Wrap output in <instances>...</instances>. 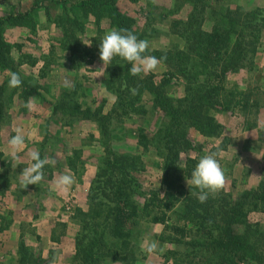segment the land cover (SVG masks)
Returning <instances> with one entry per match:
<instances>
[{"label": "rangeland", "instance_id": "1", "mask_svg": "<svg viewBox=\"0 0 264 264\" xmlns=\"http://www.w3.org/2000/svg\"><path fill=\"white\" fill-rule=\"evenodd\" d=\"M69 1L63 3V0H39L40 7L34 15L37 21V29L34 33L26 29L11 27L4 34L6 41L12 46L11 58L16 73H19L22 82H27L37 89V94L31 96L36 97V104L30 111L24 106L28 99L24 101L20 97L21 88L8 86L11 72L0 70V86L4 87L0 105V215L6 219V224H10L13 220L12 217L16 214L14 228L19 230L16 243L14 242V245L4 249L6 253L8 251L10 254V257L5 259L10 264H22L17 254L21 239L31 259L40 256L43 260L50 259L51 262L54 260L55 264H73V256L67 257L66 246L41 242L35 233L37 227L32 226L29 212L34 214L32 216L35 219L41 217V219H36L39 227L45 228L54 223V229L60 237H63L69 228L70 232L76 235L80 231L78 224L72 217L67 221L69 225L60 221L58 211L65 209L69 212L71 209V205H69L71 201L68 196L75 194L73 192L74 184H77L75 183L77 175L73 171V167L84 168L82 178L85 176L87 166L95 168L96 173L97 168H102L107 158L105 145H109L115 153H128L137 157V166L140 165L143 171L134 173V176L137 177L144 190L157 189L161 182L160 165L165 151L159 149L157 143L148 142V149L143 152L142 148L137 146V135L139 131L143 130L151 137L158 127L166 123L167 119L153 107L151 95L148 92H143L137 101H133L135 108L133 107L132 110L127 109L124 112L119 106H116V96L109 92L104 84V80L108 78V66L106 69L100 70L102 62L99 59V44L95 47L97 50H95V57L91 64L73 68L76 63L71 60L70 52L62 49L59 44L62 32L56 29L52 22H45L46 14L54 18L62 12L64 7L72 9V3L75 0ZM203 1L206 7L198 3H190L187 0H135L133 2L116 0V5H118L119 12L134 20V35L138 39L149 41L147 51L181 50L189 55L197 36L193 33L210 32L211 16L216 9L235 10L237 7H242L245 11H251L264 7V0ZM261 2L262 4L259 6ZM32 3L33 0L31 2L28 0H0V7H2L0 14H4V17L8 14L27 12L31 9ZM6 4L8 7L5 10L3 6H7ZM200 13L201 19L193 21V14L200 15ZM76 18L83 25L76 32V36L86 46H91L95 39H102L111 30L108 21L96 23L94 18L83 19L79 13ZM177 21L182 22L183 26L175 28L173 24ZM189 21H193V23L191 22V26L186 28L185 24ZM187 35L189 37L185 38ZM32 61H36L33 66L31 65ZM168 71H172L170 66L162 63L156 71L146 75L141 74L139 78L148 79L152 76L153 85H159L160 89L175 104L180 105L186 95L185 87L188 82L177 74L168 83L161 85L160 80L165 77ZM109 79H111L110 76ZM225 83L227 89L251 92V99L257 102L256 106L237 107L231 115L211 110L210 114L223 126L221 137L206 139L194 130L191 131V136L202 146L199 159L208 153L219 154L217 159L226 176V184L222 190L237 200L244 191L255 190L259 182L264 179V139L263 137L261 139V135H264V124L262 129L259 126V120L264 119V114H261L264 110V31L257 47L253 69L230 73L225 76ZM74 84L80 85V88L72 103L79 104L82 109L102 108V114L109 121L110 137L100 136L101 130L94 120H80L78 116H69L70 118L67 120L62 118V112L59 109L54 110L55 105L60 103L61 93L69 90ZM66 103L68 102L66 101ZM16 128L23 130L25 144L19 152L20 159L14 161L10 151L8 153L5 150L8 148V140L15 135ZM259 131L261 135H259ZM31 151H38L41 158L48 157L54 159L56 163L45 166L43 169L44 179L39 184L23 188L19 174L23 168L32 163L28 155ZM191 156L195 157L196 154H191ZM64 174L74 178V183L67 192L56 188L57 179ZM184 185L189 186L190 184L187 185L184 181ZM32 198L34 199L33 203L28 205ZM86 206L88 210L87 199ZM74 209H71V213ZM51 217L54 219L52 220ZM248 221L257 222L264 229V212H252L248 216ZM237 230L242 233V226H239ZM45 232H48V228ZM161 235L174 237L173 239L178 238L173 233H166L161 224L151 223L148 217L141 218L136 222L132 227L131 243L133 246H137L138 260L147 255L143 247L145 240L158 241L159 246L164 249L162 253L149 256L148 264L162 263L163 256L171 259V256L167 254L170 251H192L193 254L194 250L198 249L196 254L201 253L203 258L208 254L205 247L191 246L189 236L174 245L175 243L160 242L157 236ZM0 239H4V237L0 236ZM203 250H206V253ZM190 260V258L187 259V262ZM191 262L201 264L196 260H191ZM136 264H146V262L139 260ZM169 264L172 262L170 261ZM241 264L253 263L244 260L241 261Z\"/></svg>", "mask_w": 264, "mask_h": 264}, {"label": "trees", "instance_id": "2", "mask_svg": "<svg viewBox=\"0 0 264 264\" xmlns=\"http://www.w3.org/2000/svg\"><path fill=\"white\" fill-rule=\"evenodd\" d=\"M38 1L33 0L27 12L0 17V70L16 72L11 58L12 46L4 34L11 27L34 33L37 29L34 15L40 7ZM187 1L206 7L203 0ZM72 5V9L64 7L54 18L45 14L47 21L62 32L59 44L62 49L70 52L71 60L76 63L73 68L91 64L97 50L95 47L102 40L95 39L91 46L80 42L76 32L83 25L76 18L77 13L83 19L94 18L96 23L108 21L110 29L124 28L134 34V20L119 12L116 0H75ZM193 16V21L201 19V13ZM193 21L186 22V28ZM211 22L210 32L197 30L198 34L193 33L197 36L190 55L181 50L146 52V55L158 59L164 57L162 63L169 65L172 70L165 74L166 78L160 80L161 85L168 83L177 74L187 80L186 95L180 105L175 104L159 85H153L152 76L141 79L130 75L131 65L119 57L108 65V78L104 84L116 96V106L124 112L132 110L139 96L148 92L153 107L167 119L151 137L143 130L137 135V146L143 152L148 149V142L157 143L158 148L165 151L160 165L161 182L157 189L144 190L134 176V173L143 171L140 165L137 166V157L128 153H115L109 145H105L107 158L103 167L97 168L86 194L88 210L84 212L75 208L72 213V219L80 227L74 236L73 264H136L143 260L142 257L137 259L139 253L137 246L132 245L131 238L132 227L139 219L146 217L153 224H161L166 233L178 237L157 236L160 242L176 245L189 236L191 246L205 247L208 251L204 258L201 253L196 254L198 249L193 254L192 251H170L167 254L171 259L163 256L164 263L193 264L191 260H196L201 264H241V261L247 260L253 264H264V229L257 222L248 221L252 212H264V179L255 190L244 191L237 200L221 190L215 196L210 195L203 204L192 195L198 190L192 185H184V181L191 178L202 151L201 144L193 140L191 131L198 132L206 139H217L223 133V126L210 114L211 110L231 115L237 107H254L257 104L251 99V92L227 89L225 76L253 69L257 47L264 31V7L251 11H245L242 7L235 10L216 9ZM173 26L179 28L183 25L177 21ZM35 62L32 61L31 65H35ZM20 88V97L24 101L37 94L36 87L27 82H22ZM79 88L80 85L74 84L69 90L63 91L60 103L55 105L54 110L59 109L62 118L67 120L77 116L80 120H94L101 130L100 136L110 137L109 121L102 114V108L82 109L79 104L72 103ZM133 88L137 89L136 95L130 91ZM3 91L1 85L0 105ZM69 167L72 168L71 165ZM73 171L77 175V183H80L84 168L73 167ZM0 221L2 231L8 224L2 215ZM239 226L243 228L242 233L237 230ZM21 240L17 254L22 264L51 262L40 256L31 259ZM203 251L206 253V250ZM189 258L191 260L187 262Z\"/></svg>", "mask_w": 264, "mask_h": 264}, {"label": "clouds", "instance_id": "3", "mask_svg": "<svg viewBox=\"0 0 264 264\" xmlns=\"http://www.w3.org/2000/svg\"><path fill=\"white\" fill-rule=\"evenodd\" d=\"M149 48L147 39H138L136 35L124 28H112L107 32L99 43V59L102 62L104 70L111 64L114 58L119 57L131 65L130 75L140 76L154 72L161 66L164 57L157 58L152 55H146ZM22 84L19 73H10L8 86L10 88H18ZM132 95L137 94V89L130 90ZM36 104V97H29L25 102V107L30 111ZM25 144V137L21 128L15 129V135L8 140L10 155L14 161L20 159L19 152ZM29 159L32 161L29 166L23 168L19 174L20 183L23 188L28 185H37L44 179V171L46 165H55L56 161L48 157L41 158L38 151H31ZM218 153H208L202 156L194 167L191 178L186 181L187 185H192L198 191L192 195L203 204L209 196L218 194L226 184V176L219 160ZM74 183L71 175H61L56 181V188L60 191L67 192ZM144 251L149 256L162 253L164 249L159 246V242L155 240L144 241ZM51 264H55L53 260Z\"/></svg>", "mask_w": 264, "mask_h": 264}, {"label": "crops", "instance_id": "4", "mask_svg": "<svg viewBox=\"0 0 264 264\" xmlns=\"http://www.w3.org/2000/svg\"><path fill=\"white\" fill-rule=\"evenodd\" d=\"M28 1L31 2V0H28ZM120 3H121V1H120ZM261 4H262V2L259 3V6ZM6 5L7 6H3V8L5 10L8 7V4H6ZM1 8L2 7H0V9ZM3 15L0 14V17H3ZM46 21H47V19H45V22ZM261 114H264V110H263V112H261ZM263 120L264 119L259 120V126H260L261 129H262L263 124H264ZM259 135H261L260 131H259ZM262 137L264 139V135H261V139H262ZM3 151H4V149H3ZM5 151L9 153V151H10L9 146H8V148H6ZM94 173H95V168L87 166L86 167L85 176L82 178L81 182L80 183L75 182V183H77V184H74L75 187H74L73 192L75 194H71V195L68 196L70 198V201H71V204H69V205H71V209L80 208L84 212L87 211V209H86L87 208V206H86V193H87V190H88L89 185H90V181L93 178ZM71 197H73L74 199L72 200ZM33 201H34V199L32 198V201L30 203H28V205L32 204ZM75 203H76V205H75ZM71 209H70L69 212H67L65 209H62L61 211H58L59 214H60L59 215L60 216L59 217L60 221H62L64 223H67V225H69V222H67V221H69L71 219V217H72ZM15 215L16 214H14V216ZM32 215H34V214H32L31 211H30L29 212L30 221L32 223V226L37 227V230H36L35 233H36V235L39 236L41 242H43L44 244L45 243H49V244H53V245H57V244L64 245L67 248V257L69 258V257L74 255V249L75 248H74V239L73 238H74L75 235L72 232H70V228L68 230H66V233H65V235H63V237H60V235L57 234V232L54 229V227H55L54 223H51V225H48L45 228H42V226L39 227V225H37V224H39V223H37V220L41 219V217L40 218H36L37 219L36 220L34 218V216H32ZM14 216L12 217L13 220L10 222V224H8V226H6L4 228V230H2V231L0 230V236L4 237V239H0V240H2V243H0V250H1V253H0L1 254L0 255V264H10L9 262L7 263V261L5 260L6 257H10V254H9L8 251L6 253V251H4V249L7 248V246L14 245V242L16 243V241L18 240V237H19V230L18 229L16 230L14 228L15 223H16ZM51 218H52V220L54 219V217H51ZM0 226H1V221H0ZM46 228H48V232L47 233L45 232ZM53 238H54V240H53ZM160 258H162V257H160ZM162 260L163 259H161V261ZM144 261L146 262V264H148V262H149V255L148 254L144 255L142 262H144ZM169 263L170 262L164 263V260H163V262L160 263V264H169Z\"/></svg>", "mask_w": 264, "mask_h": 264}]
</instances>
